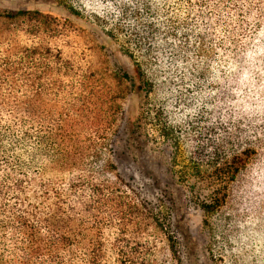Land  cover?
Wrapping results in <instances>:
<instances>
[{
    "label": "trees",
    "instance_id": "obj_1",
    "mask_svg": "<svg viewBox=\"0 0 264 264\" xmlns=\"http://www.w3.org/2000/svg\"><path fill=\"white\" fill-rule=\"evenodd\" d=\"M178 4L183 16L171 18L170 8ZM65 5L103 28L112 23V37L128 20L136 22L135 31L144 35L138 43L147 44L138 48L143 59L153 49L155 57H164L168 40H179L178 51L185 49L184 28L198 31L195 56L198 50L204 57L237 58L264 24V0H65ZM129 31L125 36L132 40L136 34ZM75 34L67 20L40 11L0 12V264H152L142 237L147 221L160 226L162 216L133 195L114 156L123 85L132 87L135 80L127 72L114 73L117 90L111 89L104 76L85 66L87 50ZM137 64L144 79L140 89L156 93L155 78L144 75L142 61ZM158 123L160 139H167L170 127ZM204 153H195L175 173L181 184L193 181L188 184L193 200L211 213L221 207L242 160L236 153L214 160L206 173ZM46 173L58 178L44 181ZM65 174L68 179H60ZM205 182L222 184L203 197L197 186Z\"/></svg>",
    "mask_w": 264,
    "mask_h": 264
},
{
    "label": "rangeland",
    "instance_id": "obj_2",
    "mask_svg": "<svg viewBox=\"0 0 264 264\" xmlns=\"http://www.w3.org/2000/svg\"><path fill=\"white\" fill-rule=\"evenodd\" d=\"M156 4L162 6L161 1ZM21 10L70 22L87 50L85 66L104 76L114 91V73L127 72L134 78L132 87L123 85L114 156L133 195L162 216V225L148 220V230L146 224L147 231L142 232L151 263L264 264V24L237 58L204 57L198 50L195 56L198 31L184 28L181 34L189 43L185 49L178 51L179 40H168L164 57H155L153 49L143 59L138 48L147 44L138 43L144 35L135 31L133 20L112 37L108 33L112 23L103 28L86 14L73 13L65 0H0V12ZM170 12L171 18L183 16L180 4L171 6ZM129 28L136 34L132 40L126 39ZM139 61L144 75L155 78L156 93L140 89L144 79ZM159 120L170 127L167 139H160ZM199 151H205L206 173L214 160H228L235 153L242 160L221 207L211 213L193 200L188 185L193 181L181 184L175 173ZM61 177L68 179L67 174ZM54 178L58 176L46 173L41 179ZM197 187L203 197L212 188L207 182Z\"/></svg>",
    "mask_w": 264,
    "mask_h": 264
}]
</instances>
